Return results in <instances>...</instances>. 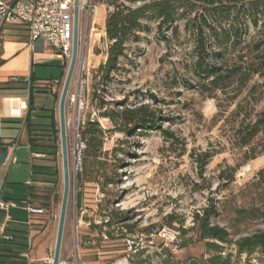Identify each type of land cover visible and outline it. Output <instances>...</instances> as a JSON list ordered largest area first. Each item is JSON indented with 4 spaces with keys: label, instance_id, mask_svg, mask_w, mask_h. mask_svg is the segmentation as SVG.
Returning a JSON list of instances; mask_svg holds the SVG:
<instances>
[{
    "label": "rangeland",
    "instance_id": "obj_1",
    "mask_svg": "<svg viewBox=\"0 0 264 264\" xmlns=\"http://www.w3.org/2000/svg\"><path fill=\"white\" fill-rule=\"evenodd\" d=\"M96 2L107 3V0ZM104 17V8L98 6L89 28L82 26L70 92L76 89L77 78L81 75L85 79L79 97L83 107L76 112L75 108L69 109L65 105V116L70 120L74 117L79 134L88 119L98 122L103 130H112L109 120L99 115L105 109H96L98 101L93 96L96 90L97 96L109 101H123L129 107L148 105L150 110L155 111L160 129L141 133L136 131L131 136L107 133L103 144V152H107V157L101 172L112 184H106L102 178L98 185L92 182L81 184L78 181V175L82 172V156L76 169L72 131L66 128L70 194L61 264L68 261L75 264L76 260L77 263L82 260L88 264H159L160 259L156 254L161 250H166L165 255L170 252L179 261L206 256L203 243L194 232L188 230L192 227L193 216L212 203L218 212L213 222L226 228L234 240L263 231L264 138L261 134L246 147H240L237 139L241 126L249 121L254 122L257 114L264 111V78L254 77L236 98L232 88L208 98L191 87L195 84L191 72L192 43L183 29L177 41L166 43L156 34L155 25L150 23L148 31L141 33L137 42L128 45L126 58L122 61L124 69L104 93L101 87H97L94 78L107 58L108 43L102 28ZM257 40L264 42V37L260 39L258 29L251 28L246 44ZM261 54L264 55V45ZM56 62L49 59L37 61L33 67L39 74L45 73L50 78L49 75L55 70L52 66L57 65ZM252 86H255L253 91L250 90ZM34 99L33 107L43 110L36 111L37 115L45 114L55 105V97L50 91L34 92ZM161 131L172 134L173 140L166 139ZM45 151L47 155L50 154V150ZM58 152L57 182L48 185L51 190L35 188L31 191L34 206H44L53 196V218L49 217L45 222L42 233L45 235L37 238L30 247L29 258L36 260L41 250L40 241L43 238V241L48 242L44 253L47 260L38 264H48L54 249L63 189L62 164ZM205 153L213 157L200 171L198 159ZM252 157L255 159L247 160ZM27 158L29 163V153ZM35 165L33 179L50 182L52 177L48 175L53 170L47 167L53 163L37 159ZM19 166L25 169L20 172L19 184H11L7 173L2 181L5 190L11 192L10 197L20 204V207L0 211V227L5 226L9 233L28 229L26 221L29 210L24 208L26 204L22 201L29 196L31 165ZM232 170H235L234 179L228 181ZM239 209L249 212L247 220H236V211ZM111 211L124 216L123 221L112 228L126 225L131 227L133 233L129 234L128 229H124L121 235L117 234L119 239L103 242L100 248L88 249L98 243L92 241L98 236L97 230L93 231L90 226L100 225L103 215ZM180 227L187 230L184 235H180ZM145 229H150L151 234L143 233ZM122 235L127 242L122 239ZM96 251L98 259L93 257ZM137 251L141 253L138 257L135 256ZM239 259L241 264H264L259 254Z\"/></svg>",
    "mask_w": 264,
    "mask_h": 264
},
{
    "label": "trees",
    "instance_id": "obj_2",
    "mask_svg": "<svg viewBox=\"0 0 264 264\" xmlns=\"http://www.w3.org/2000/svg\"><path fill=\"white\" fill-rule=\"evenodd\" d=\"M107 4L111 7V11L106 12L104 20L108 43L107 58L94 76L97 87H101L104 93H107L111 84L121 75L124 69L122 61L126 58L128 45L137 42L139 35L148 31L150 23L155 25L156 34L166 43L171 40L177 41L181 35V28L183 29L192 43L191 72L195 84L191 87L208 98H213L218 92L225 93L231 88L236 98L254 77L264 78V55L261 54L264 42L257 40L246 44L251 28L258 29L260 39L264 37V0H107ZM30 80L34 84L32 78ZM50 81L42 82L37 88L30 87V91L46 92L45 85ZM253 89L255 86L250 90ZM93 96L94 100L98 101L96 109L98 111L105 109L99 115L108 119L113 128L106 131L98 122L90 119L86 121L80 134L85 148L81 153L82 172L77 179L81 184L92 182L99 185L100 179L103 178L106 184H112L107 181L101 169L107 157V152H103L105 135L116 132L131 136L136 131L141 133L159 130L158 118L155 111L150 110L146 104L129 107L123 101H109L103 96H97L96 90ZM54 97L58 100L57 94H54ZM29 103L31 110V101ZM107 107L114 108L108 110ZM40 119L46 121L40 122L38 121ZM24 126L30 149L35 153L43 154L44 158L41 160L53 163L52 166L47 167L53 170L48 176L53 179L51 183H56L55 177L58 173L56 156L60 146L58 148L59 130L54 112L45 111V114L35 116L28 113ZM161 132L166 139L173 140L172 134ZM261 134L264 138V111L257 114L254 122L249 121L241 126L237 143L240 147H246ZM47 149L50 150L49 155L45 151ZM212 157V154L205 153L198 159L200 171ZM253 159L255 157L247 160ZM94 171L95 176H93ZM232 171L233 174L228 176V181L234 179L235 170ZM217 213L215 204H210L193 216L192 227L188 230L194 232L197 239L203 243L206 256L179 261L170 252L165 255L166 250H161L156 254L160 259L159 264H241L239 258L253 254H259L264 259V230L234 240L226 228L213 222ZM248 214V211L239 209L236 211V220L245 221ZM123 217L120 212L111 211L103 215V222L100 225H91V229L97 230L98 235L92 241L98 243L88 249L100 248L103 242L119 239L117 234L121 235L124 229H128L127 233L132 234L130 226L121 225L112 228L122 222ZM178 231L180 235L187 232L182 227ZM142 232L151 234L150 229ZM121 237L124 239L123 235ZM124 240L127 242L126 239ZM81 247L84 248L83 244ZM140 254L137 251L135 256L138 257ZM93 257L98 259L97 251ZM2 262L0 261V264H14ZM70 262L66 264H74ZM75 262V264H88L82 260Z\"/></svg>",
    "mask_w": 264,
    "mask_h": 264
},
{
    "label": "crops",
    "instance_id": "obj_3",
    "mask_svg": "<svg viewBox=\"0 0 264 264\" xmlns=\"http://www.w3.org/2000/svg\"><path fill=\"white\" fill-rule=\"evenodd\" d=\"M104 20L105 17L103 18L102 23L103 29ZM47 59L54 62L57 61V65L52 66L55 70H53V73H49L50 78H47L48 75L45 73L41 72L39 74L33 67L35 62H43ZM64 76V68L61 61L59 62V60L52 56L51 50L43 41L36 42L33 49H31L28 45L27 34L24 27L20 25H12L5 29L4 39L0 42V140L2 143L0 146V200L13 202L17 205V207H20L19 202L10 197L11 192L9 190H5L4 184L2 185V181L4 175L7 173V177L10 176V180L12 182L11 184H19L21 180L20 172L22 170L25 171V169L20 167L19 164H30L31 179L29 185V196L22 202L26 204V207L24 208L41 210L42 213H29V218L26 221L29 222L27 231L9 233L7 232L5 226L0 227L1 262H13L14 264H38L47 260L44 257V253L48 242L43 241V238L39 244L41 250L38 258L36 259L37 261L35 259H30L29 256H31V243L35 242L37 238H41L45 235L42 234L44 232V228L46 227L45 222L49 219V217L53 218V196L51 195L49 197V202L44 206H34L31 201V197L34 195H32L31 191L35 188L51 190L52 188L48 185H51L52 183L42 179H33L35 175V167L33 168V166H36L35 160H41L44 158V155L35 153L28 146L27 132L24 122L28 113L31 116H35L37 115L35 114L36 111L42 110L35 109L33 107L35 105L34 92L39 91L34 90L31 92L30 87L37 88L42 82L61 79ZM12 77L17 78V81H10V78ZM30 77L34 81V84L31 83ZM30 101L31 110L29 107ZM52 111L54 112V118L57 123L58 100H55V105ZM20 145H22L21 148ZM28 153L30 155L29 163V159L27 158ZM57 178L58 176L55 177L56 180ZM46 230L47 229H45V231ZM2 236H10L12 237V240L6 241L2 238Z\"/></svg>",
    "mask_w": 264,
    "mask_h": 264
},
{
    "label": "built area",
    "instance_id": "obj_4",
    "mask_svg": "<svg viewBox=\"0 0 264 264\" xmlns=\"http://www.w3.org/2000/svg\"><path fill=\"white\" fill-rule=\"evenodd\" d=\"M96 1L78 0L79 36L82 26L85 29L89 28L91 17L98 6L103 7L105 12L111 11V7L107 3ZM74 9V0H0V42L4 39V31L8 26L20 25L24 27L29 47L33 49L36 42L43 41L51 50L52 56L61 61L65 75L72 54ZM64 77L47 82L45 85L46 90L57 94L59 97ZM10 81H17V78L12 77ZM84 85L85 79L81 75L78 76L76 89L70 92L69 88L66 98L67 108H75L76 112L82 109L83 106L79 103V97L80 90ZM65 127L67 131H72V151L75 168L77 169L85 144L81 139L74 117L73 120H70L65 116ZM58 157H60V150ZM14 206L17 205L13 202L0 200V210L6 211ZM28 210L30 214L42 213L41 210L31 208H28ZM2 238L6 241L12 240L10 236H2ZM51 261L52 257L48 260V264H51Z\"/></svg>",
    "mask_w": 264,
    "mask_h": 264
},
{
    "label": "water",
    "instance_id": "obj_5",
    "mask_svg": "<svg viewBox=\"0 0 264 264\" xmlns=\"http://www.w3.org/2000/svg\"><path fill=\"white\" fill-rule=\"evenodd\" d=\"M75 1L74 9V25H73V37H72V54L71 60L64 77V83L58 99V130L60 140V159L62 164V195L58 215L57 231L55 237V244L52 253L51 264H61L60 255L62 249V239L64 233V226L66 221V211L68 206V199L70 194V172L68 165V147L65 127V105L66 98L69 92L70 84L74 74V70L78 59V46H79V31H78V0ZM77 257V256H76Z\"/></svg>",
    "mask_w": 264,
    "mask_h": 264
},
{
    "label": "bare ground",
    "instance_id": "obj_6",
    "mask_svg": "<svg viewBox=\"0 0 264 264\" xmlns=\"http://www.w3.org/2000/svg\"><path fill=\"white\" fill-rule=\"evenodd\" d=\"M103 8V7H102ZM119 264V263H118Z\"/></svg>",
    "mask_w": 264,
    "mask_h": 264
}]
</instances>
